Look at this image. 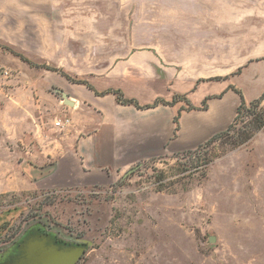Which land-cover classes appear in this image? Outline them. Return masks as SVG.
Listing matches in <instances>:
<instances>
[{"label":"rangeland","instance_id":"rangeland-1","mask_svg":"<svg viewBox=\"0 0 264 264\" xmlns=\"http://www.w3.org/2000/svg\"><path fill=\"white\" fill-rule=\"evenodd\" d=\"M50 1L56 8L65 2ZM241 1L246 24L261 19L264 27V0ZM0 45L43 64L29 47L23 53ZM0 69L9 72L0 78V258L37 231L70 243L67 264H264V131L233 146L251 115L244 112L231 131L200 148L173 151L168 143L117 170L112 163L95 170L94 160L81 169L72 153L100 115L80 102L65 105L47 70L2 47ZM206 85L215 93L236 87L247 103L260 99L264 60ZM192 91L188 99L200 104Z\"/></svg>","mask_w":264,"mask_h":264},{"label":"crops","instance_id":"crops-1","mask_svg":"<svg viewBox=\"0 0 264 264\" xmlns=\"http://www.w3.org/2000/svg\"><path fill=\"white\" fill-rule=\"evenodd\" d=\"M64 1L56 8L50 0L47 7H39L38 0L30 5L0 0V43L23 53L29 47L37 62L86 80L100 92L120 89L141 105L157 99L170 103L145 110L120 105L112 94L97 96L48 71L53 87L68 96L79 94L77 100L70 97L74 107L80 102L101 117L72 153L81 169L94 160L100 161L95 170L112 164L117 170L160 154L168 143L173 151L206 143L229 128L242 102L233 86L215 93L206 84L227 81L240 69L235 76H241L264 60L263 21L248 26L241 0ZM192 88V96L200 92L201 99L198 104L190 97V103L201 107L210 98L208 109L183 112L175 135L174 117L186 104L173 103L174 96L187 97Z\"/></svg>","mask_w":264,"mask_h":264},{"label":"trees","instance_id":"trees-1","mask_svg":"<svg viewBox=\"0 0 264 264\" xmlns=\"http://www.w3.org/2000/svg\"><path fill=\"white\" fill-rule=\"evenodd\" d=\"M0 47H2L4 50L11 52L12 54H14L16 57L20 58L23 62L29 64L32 67H37V68H42L45 69L47 71H52V72H56L59 73L60 75H62L63 77H65L68 81H70L71 83L74 84H78V85H84L86 87H88L90 90H92L97 96H105V95H109L112 94L115 96L116 101L118 102V104L120 105H133L136 108L140 109V110H145V109H151V108H155L159 105H169L170 103L162 100V99H157L154 103L149 104V105H141L137 100L135 99H131V98H127L125 96V94L123 93L122 90L120 89H110L107 91H98L96 90L88 81L83 80V79H76L71 77L70 75H68L66 72H64L63 70H60L56 67H52L49 66L47 64H36L33 61H31L28 57H26L24 54L20 53V52H16L13 49H11L8 46H2L0 45ZM241 72V69L233 74L238 75ZM212 80H217V79H212ZM231 90L236 91L240 96H241V104L238 108L237 111V115L235 117L234 123L229 127L228 131H231L234 127L235 124L237 123V121H239V119H241L242 115L244 112L248 113L249 115H251V119L249 120L248 123H246L236 134V136L238 137L236 139V141L233 143V146L235 148L238 147H242L244 145H246L250 140H252L254 138V136L260 132V131H264V108H262V104L264 102V93L262 95V97L260 99H256L250 103H247L244 99V96L242 94L241 91H238L237 89H234L233 87H230ZM222 95H220L218 98L222 97ZM210 98H207L206 100H204L203 104L201 107H195L193 106L190 101L187 99L186 96L183 95H175L174 99H173V103H178V102H185L188 107L187 108H183L182 110H180L176 116L174 117V124H175V135H177L178 131L180 130V118L182 116L183 112H191L194 110H200V111H205L208 109V100ZM223 133H220L218 135H216L215 137H213L212 139L208 140L206 143H204L205 145H209L211 144L213 141H215L216 139H218L220 136H222ZM201 147V146H200ZM199 147V148H200Z\"/></svg>","mask_w":264,"mask_h":264},{"label":"flooded vegetation","instance_id":"flooded-vegetation-1","mask_svg":"<svg viewBox=\"0 0 264 264\" xmlns=\"http://www.w3.org/2000/svg\"><path fill=\"white\" fill-rule=\"evenodd\" d=\"M72 248L62 237L47 233L27 232L14 247L0 258V264H67Z\"/></svg>","mask_w":264,"mask_h":264},{"label":"water","instance_id":"water-1","mask_svg":"<svg viewBox=\"0 0 264 264\" xmlns=\"http://www.w3.org/2000/svg\"><path fill=\"white\" fill-rule=\"evenodd\" d=\"M57 93H59L63 99V102L65 103V105L67 106H70V107H74L75 106V102L68 96V94H66L64 91H61V90H57ZM215 238L212 237L211 238V242H215ZM75 254L76 253H71V258H74L75 257Z\"/></svg>","mask_w":264,"mask_h":264},{"label":"built area","instance_id":"built-area-1","mask_svg":"<svg viewBox=\"0 0 264 264\" xmlns=\"http://www.w3.org/2000/svg\"><path fill=\"white\" fill-rule=\"evenodd\" d=\"M8 77H9V72L5 69H0V78H8ZM56 125L57 126H61V125L63 126V125H66V122L63 123L62 121H58V122H56Z\"/></svg>","mask_w":264,"mask_h":264}]
</instances>
